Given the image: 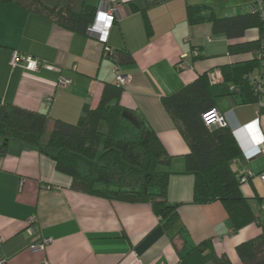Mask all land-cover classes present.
<instances>
[{"label":"crops","instance_id":"obj_1","mask_svg":"<svg viewBox=\"0 0 264 264\" xmlns=\"http://www.w3.org/2000/svg\"><path fill=\"white\" fill-rule=\"evenodd\" d=\"M100 1L88 2L97 8ZM108 1L121 6L105 43L15 4L0 3V105L45 115L48 136L54 120L73 124L85 108H94L104 85L116 82L118 66L119 75L127 77L120 105L140 115L172 157L167 201L177 206L179 222L165 230L148 203L108 201L77 191L71 178L58 173L37 148L12 141L0 155V259L4 264H181L188 250L211 240L217 256L240 264L236 247L257 237L264 225V186L256 178L264 172V153L245 157L264 138V110L257 101L243 104L223 77L215 84L208 74L250 60L255 53L229 54L224 35L214 34L209 23L190 25L186 8L207 5L219 17L233 16L250 11L255 0H234L240 4L229 6L228 0ZM223 1L227 4L218 10L216 2ZM258 36L251 29L242 40ZM13 51L39 60V70L27 71L21 64L12 68ZM181 61L187 70L178 69ZM259 70L250 73L257 76ZM202 74H207L217 103L226 99L231 107L223 115L240 149L231 167L243 180L242 194L257 219L236 232L220 202H192L194 179L183 173L188 147L161 105L162 97ZM60 77L70 85L58 88ZM43 239H49L43 250H30Z\"/></svg>","mask_w":264,"mask_h":264},{"label":"trees","instance_id":"obj_2","mask_svg":"<svg viewBox=\"0 0 264 264\" xmlns=\"http://www.w3.org/2000/svg\"><path fill=\"white\" fill-rule=\"evenodd\" d=\"M0 3L15 4L81 35H88L96 11V6L86 0H0ZM251 9L219 17L207 5L186 8L190 25L209 23L214 34L224 35L229 42V54L255 53L250 60L220 68L228 87H238L243 104L257 101L246 76L257 67L259 72L264 70V66L261 68L264 56L259 58L264 54V19L260 10H264V0H255ZM251 29L258 32V39L242 40ZM115 67L118 76L120 68ZM206 75H199L177 92L162 97L161 105L188 147L183 173L194 179L192 202L198 205L220 202L232 232H236L257 219L242 194V180L231 167L240 149L229 125L209 128L203 122V114L216 108L218 99L210 92ZM122 90L123 85H118L117 80L105 84L94 108H85L73 124L54 120L48 136L44 135L45 115L0 105V155L12 141L37 148L54 162L58 173L71 178V188L108 201L148 203L162 228L171 230L179 222L177 206L167 201L170 174L167 169L172 165V157L144 119L120 105ZM236 253L240 264H264V225L257 237L239 244ZM180 263L233 264L226 255L215 254L211 240L192 247L181 256Z\"/></svg>","mask_w":264,"mask_h":264},{"label":"built area","instance_id":"obj_3","mask_svg":"<svg viewBox=\"0 0 264 264\" xmlns=\"http://www.w3.org/2000/svg\"><path fill=\"white\" fill-rule=\"evenodd\" d=\"M120 3L119 2H110L108 0H101L96 8L94 19L92 21L91 26L88 28L87 33L89 36H94L101 40L103 43L106 42V38L108 36V32L115 21L116 13L120 10ZM253 9V8H252ZM251 9V10H252ZM255 10V8H254ZM261 10V16L264 19V10ZM106 52L109 53V50L106 49ZM194 56H197V52H193ZM264 54L259 55V58L263 57ZM183 60V59H182ZM263 63V62H262ZM9 64L12 68L22 65L23 68L27 71L36 72L40 68L41 62L35 58L30 56H24L19 54L16 51H13L9 60ZM178 69L181 71L187 70L189 66L184 62L181 61L177 65ZM116 73H118V69H115ZM208 78L212 83H221L222 82V75L220 70H212L208 74ZM127 77L125 76H117V83L118 85H124L127 81ZM247 81L252 85L254 95L257 96V103L258 105L263 108L264 107V70L259 72L257 76L253 74H248L246 76ZM71 81L69 79L60 77L57 80V87L58 88H66L70 85ZM230 91L233 93H238V87L232 85L229 87ZM50 101V98H47ZM204 124L211 128V127H225L228 125V122L223 114H221L216 108H213L202 116ZM261 146V147H260ZM261 153H264V138H259L257 144H254L250 147V149L245 153L246 159H250L255 157ZM264 186V172L258 174L256 176ZM242 180V179H241ZM243 181V180H242ZM30 227L29 232H33V228L31 227L34 223V220L30 219L28 221ZM4 241V239L0 236V244ZM49 243V239H43L37 243H33L30 245L31 251H40L45 248V246ZM0 264H4V261L0 259Z\"/></svg>","mask_w":264,"mask_h":264},{"label":"water","instance_id":"obj_4","mask_svg":"<svg viewBox=\"0 0 264 264\" xmlns=\"http://www.w3.org/2000/svg\"><path fill=\"white\" fill-rule=\"evenodd\" d=\"M149 2L153 1V0H147ZM216 109L221 113V114H225L229 111H231V107L228 103V101L226 99H223L221 101H219L217 104H216Z\"/></svg>","mask_w":264,"mask_h":264},{"label":"rangeland","instance_id":"obj_5","mask_svg":"<svg viewBox=\"0 0 264 264\" xmlns=\"http://www.w3.org/2000/svg\"><path fill=\"white\" fill-rule=\"evenodd\" d=\"M86 1H87V2L89 1V2L93 3L95 0H86ZM218 1H221V0H218ZM89 2H88V3H89ZM225 2H227V3L229 2L227 6H229V5H234L235 3H237V5L240 4L239 1H234V0H228V1H225ZM227 3H224V1H223L222 3H220V2H216V7H218V10H219V8H221L220 5H223V7H224L225 4H227ZM44 134H45V133H44Z\"/></svg>","mask_w":264,"mask_h":264}]
</instances>
